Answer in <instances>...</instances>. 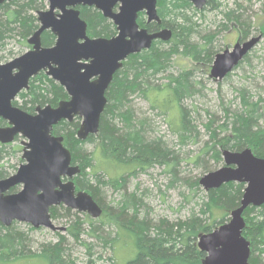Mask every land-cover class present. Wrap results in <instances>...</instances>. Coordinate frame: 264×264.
Instances as JSON below:
<instances>
[{
    "label": "trees",
    "instance_id": "trees-1",
    "mask_svg": "<svg viewBox=\"0 0 264 264\" xmlns=\"http://www.w3.org/2000/svg\"><path fill=\"white\" fill-rule=\"evenodd\" d=\"M252 1L234 0L235 5L229 7L219 0H207L205 7L209 6L210 9L221 13L218 31L227 29L229 24L236 25L242 41L249 38L255 24L251 20L252 9L246 6ZM260 1L264 13V0ZM44 7L45 0H11L0 4V53L5 49L8 38L19 36L26 39L39 28L35 13ZM79 9L81 17L88 23V33L92 37H111L116 34L115 25L104 17L101 11L89 6H81ZM157 9L162 20L161 25L156 22L148 23L144 12L139 13L138 23L151 32L162 27L170 28L173 31L172 38L167 41L156 40L150 49L130 55L122 68L115 73L106 91L107 104L101 116L99 133L81 140L78 136L81 123L79 117L72 121H61L54 127V133L64 137V145L72 154V163L80 166L81 171L74 181L78 189L88 191L100 204L102 215L104 214L101 215V221L102 217H107L104 226H115L118 235L124 234L132 238L135 256L125 264H202L206 253L197 246L199 235L211 232L226 222L231 211L240 205L245 184L229 182L206 192L208 200L201 213L210 215V223H207L206 216L202 218L201 214L195 212L176 221L166 218L153 221L148 214H142L145 205L142 196L135 191L129 192L127 188L129 178L136 170L155 166L168 167L167 171L173 177L172 185L179 181L176 152L167 147L161 138L148 136L147 120L136 115L131 105L132 97L138 94L150 100L155 107L157 96H152L162 90L166 91L169 98L165 100V107L168 108L170 104L176 106L177 133L183 142L196 132L189 111L182 105V100L192 95L196 89L192 81V71L185 70L176 75H169L166 84H157L155 79L168 71L174 55L181 53L196 62H211L216 52L213 41L218 31L209 32L203 45L192 40L200 33L201 26L196 18L202 14L203 9L195 8L188 0H158ZM258 29L264 37V21L258 24ZM41 39L43 45L51 46L55 43L56 36L48 30L43 32ZM249 55L250 53L238 66L248 60ZM247 92L245 89L241 92V107L228 110L226 120L221 123L220 130L226 132V135L216 140L214 120L206 125L208 133H211L210 141L213 138L215 141L207 142L204 152H211L215 163L222 162L224 149L238 152L250 148L254 155L264 158V106H261L263 99L251 100ZM21 97L23 102L20 107L28 111H33L37 104L56 106L61 100L69 98L64 87L45 72L32 77L29 89L24 91ZM0 123H4L1 118ZM97 139L105 158L128 169L132 168L133 171L129 170L131 172L127 176L108 179L98 173H88L87 169L94 164V157L85 149V145ZM8 146L0 144V179L9 175L1 161L7 154L18 151L16 147L10 151ZM204 168L210 170V166L205 165ZM194 183L198 186L197 181ZM103 186L123 193L115 208H108L99 199ZM212 207L218 211H213ZM60 211H63L66 218L78 214V211L60 205L51 209L52 218H57ZM244 218L246 227L243 236L250 241V264H264V204L248 207L244 211ZM70 221L67 232L89 250L90 258L84 264H104L99 263L102 256L93 258V245L84 243L79 238V220L71 218ZM14 224L13 222L10 226H5L0 222V257L4 260L22 257L29 250L26 234L18 231ZM30 228L35 229L32 226ZM101 229L103 233L98 237L105 245L110 242L113 247L117 237L111 232H104L103 227ZM92 236L97 237L94 231ZM62 239L60 241H63ZM41 255H44L50 264H76L61 242L49 244ZM111 259V264H120L113 256Z\"/></svg>",
    "mask_w": 264,
    "mask_h": 264
},
{
    "label": "water",
    "instance_id": "water-1",
    "mask_svg": "<svg viewBox=\"0 0 264 264\" xmlns=\"http://www.w3.org/2000/svg\"><path fill=\"white\" fill-rule=\"evenodd\" d=\"M5 1L0 0V4ZM47 10H38L39 28L28 38L32 46L19 57L0 63V117L8 126L0 127V143L9 144L20 135L24 142L22 164L17 172L0 179V222L10 226L14 221L26 222L34 228L64 230L53 222L50 210L64 205L99 218L100 204L86 190H77L74 181L81 168L72 164L71 151L63 136L53 134L54 126L63 120L81 118L78 136L81 140L97 135L102 113L107 104L106 91L115 73L132 54L148 50L156 40L167 41L173 31L163 27L150 32L138 23L144 12L148 23L161 25L158 0H46ZM201 10L207 0H188ZM79 6L94 7L116 26L117 34L92 37L88 23L81 17ZM56 36L52 46H44V31ZM262 35L245 41L240 39L232 48L215 55L210 76L223 80L260 42ZM41 71L64 87L69 98L38 106L29 113L13 105L17 95L30 87L32 77ZM224 165L200 178L205 190L225 183L245 184L240 205L231 211V218L211 232L198 237L199 249L206 253L202 264H250L251 246L243 236L246 227L244 211L264 204V158L250 148L242 151L223 150ZM22 184L20 191L7 193Z\"/></svg>",
    "mask_w": 264,
    "mask_h": 264
},
{
    "label": "rangeland",
    "instance_id": "rangeland-1",
    "mask_svg": "<svg viewBox=\"0 0 264 264\" xmlns=\"http://www.w3.org/2000/svg\"><path fill=\"white\" fill-rule=\"evenodd\" d=\"M217 1V0H215ZM229 7L234 6V0H219ZM246 6L252 9L250 15L252 17V33L250 37L258 36L261 32L258 29V24L264 21V13L260 0H253L250 5ZM49 3L45 0V7L40 10H47ZM37 15V12L35 13ZM198 18V19H197ZM196 20L201 26L200 33L192 40L200 45L205 43V36L209 32L218 31V26L221 24V13L210 9L206 6L202 10V14L198 15ZM111 21V20H110ZM112 22V21H111ZM163 28V27H162ZM262 35V34H261ZM240 38V33L236 25L229 24L227 29H220L217 32L216 38L213 41V48L216 51L212 61H194L191 57L184 54L174 55L170 61V68L167 72L158 75L155 79L157 84H166L169 75H176L185 70L192 71V81L195 86V91L192 95L185 97L182 100V105L189 111L192 125L196 127V132L185 139L183 142L177 133L178 114L176 106L173 104L165 107V100L169 98L166 91L162 90L157 95V106L153 107L152 102L140 95L132 97V108L136 111V115L141 119L147 120V134L150 138L159 137L165 142L166 146L176 152L178 158L177 171L179 181L172 185L171 174L168 173V167L155 166L146 170L138 169L130 176L127 185L129 192H137L144 200L142 214H148L153 221H158L160 218H166L171 221L187 218L192 212L201 214L202 218L207 217V223H210L209 214L201 213L205 208V203L208 200L206 195L207 190L200 185V178L210 171H214L224 165L222 162L215 163L212 153H205L206 143H213L214 138L210 141L211 133H208L206 125L214 120L216 128V140L226 135V132L220 130L221 123L227 118V111L241 107V92L247 90L251 100L263 99L264 106V37L250 52L248 60L244 61L240 66L236 67L232 73L223 80H214L210 76L211 65L217 53L223 52L227 48H232ZM27 39L19 36H13L7 39L6 47L1 51L2 57L0 63H6L12 59L25 53L29 45ZM16 103L22 105L23 98L18 96ZM14 101V102H15ZM38 106V104L36 105ZM5 122V121H4ZM7 123H0L4 126ZM230 131H228L229 133ZM28 139L18 136L12 144H8L7 149L13 150L15 147L18 151L7 154L1 161L4 169L13 174L16 172L22 161L20 160L23 152V142ZM209 143V144H211ZM98 139L94 142L86 143L85 149L93 154L94 164L87 172L91 175L98 173L108 178H119L127 176L129 170L117 164L116 162L104 157L101 153ZM222 149L220 146L218 147ZM210 166V170H205L204 166ZM133 171V170H132ZM8 176V175H7ZM198 182V186L194 182ZM19 189V188H18ZM99 194V199L108 208H115L118 202L123 197V193L118 190H113L107 186H103ZM65 207V206H64ZM213 211L217 209L211 208ZM77 211V210H73ZM58 217L53 219L56 226L64 227V230L53 231L49 228L31 229L30 224L26 222L15 221L14 225L18 231L25 233L29 241V250L22 257L16 259L4 260L0 257V264H50L49 260L41 255L44 248L49 244L61 242L68 250L71 259L75 260L76 264H84L89 257V250L85 245L75 241L67 232V227L70 225V219L79 220L80 237L82 242L93 245V258L102 256L99 263L111 264L115 261L120 264H125L128 260L135 256L133 252L132 238L121 234H117L115 226L106 224L107 217L93 218L86 212H79L71 217H64L63 211L58 213ZM102 215V214H101ZM104 215V214H103ZM102 215V216H103ZM209 215V216H208ZM231 215L226 218L227 223ZM111 232L117 237V241L105 245L100 240L103 232ZM93 231L97 237H93ZM105 234V233H104ZM65 237L62 239L61 237ZM63 241H60V240ZM198 242V240H197Z\"/></svg>",
    "mask_w": 264,
    "mask_h": 264
},
{
    "label": "flooded vegetation",
    "instance_id": "flooded-vegetation-1",
    "mask_svg": "<svg viewBox=\"0 0 264 264\" xmlns=\"http://www.w3.org/2000/svg\"><path fill=\"white\" fill-rule=\"evenodd\" d=\"M114 24V23H113ZM116 27V26H115ZM151 32V31H150ZM116 34H117V31H116ZM115 35V34H114ZM113 35V36H114ZM112 37V36H111ZM108 38H110V37H108ZM247 40V39H246ZM28 41V40H27ZM29 45V48H28V50H30L31 48H32V46L30 45V44H28ZM45 46V45H44ZM52 46V45H51ZM13 60V59H12ZM9 62V61H8ZM41 72H44V71H41ZM40 72V73H41ZM39 73V74H40ZM39 74H37V75H39ZM46 74V73H45ZM36 75V76H37ZM24 92V90L23 91H21L18 95H17V97L18 96H20L21 97V94ZM16 97V98H17ZM16 98H15V100H16ZM14 100V101H15ZM13 101V105H15V106H18V107H20L21 105H18L17 103H16V101L14 102ZM38 106H43V105H38ZM38 106H36L35 107V109L33 110V111H28V110H25V109H23V110H25V111H27V112H29V113H32V114H34V113H36V108L38 107ZM21 108V107H20ZM1 118V117H0ZM2 119V118H1ZM3 121H5L4 119H2ZM4 123H7L6 125H4V126H0V127H5V126H8V122L7 121H5ZM55 127V126H54ZM53 134L54 135H57V136H61V135H58V134H55L54 133V129H53ZM19 136V135H18ZM18 136H16L15 137V139L11 142V143H9V144H12L13 142H15V140H16V138L18 137ZM26 142V141H25ZM23 144V150H22V152H23V154H24V142L22 143ZM23 154H22V156H21V158H20V160L22 161V163L20 164V166L22 165V164H24V163H26V160L25 159H23ZM73 164V163H72ZM19 166V167H20ZM18 167V168H19ZM18 170V169H17ZM17 170H16V172H17ZM15 172V173H16ZM15 173H13V174H15ZM13 174H9L7 177H9V176H11V175H13ZM7 177H4V178H7ZM4 178H1V179H4ZM22 187H23V185L22 184H18V185H16V186H14V187H12L11 189H9L8 191H7V193H15V192H18V191H20L21 189H22ZM19 188V189H18Z\"/></svg>",
    "mask_w": 264,
    "mask_h": 264
}]
</instances>
